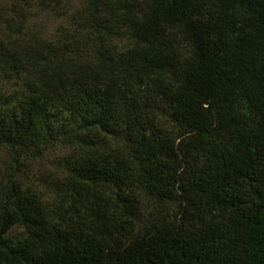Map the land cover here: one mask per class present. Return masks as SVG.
<instances>
[{"label":"trees","instance_id":"1","mask_svg":"<svg viewBox=\"0 0 264 264\" xmlns=\"http://www.w3.org/2000/svg\"><path fill=\"white\" fill-rule=\"evenodd\" d=\"M0 264H264V0H0Z\"/></svg>","mask_w":264,"mask_h":264},{"label":"rangeland","instance_id":"2","mask_svg":"<svg viewBox=\"0 0 264 264\" xmlns=\"http://www.w3.org/2000/svg\"><path fill=\"white\" fill-rule=\"evenodd\" d=\"M49 26H50V27L53 26V23H51Z\"/></svg>","mask_w":264,"mask_h":264}]
</instances>
